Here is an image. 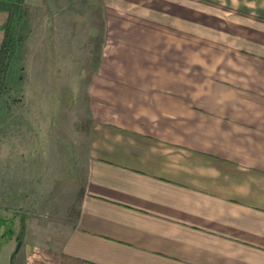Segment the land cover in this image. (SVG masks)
<instances>
[{
  "label": "crops",
  "instance_id": "obj_1",
  "mask_svg": "<svg viewBox=\"0 0 264 264\" xmlns=\"http://www.w3.org/2000/svg\"><path fill=\"white\" fill-rule=\"evenodd\" d=\"M198 1L227 11L184 8L150 35L155 66L97 90L93 74L75 223L27 264H264V0ZM121 35L115 54L148 46Z\"/></svg>",
  "mask_w": 264,
  "mask_h": 264
},
{
  "label": "rangeland",
  "instance_id": "obj_2",
  "mask_svg": "<svg viewBox=\"0 0 264 264\" xmlns=\"http://www.w3.org/2000/svg\"><path fill=\"white\" fill-rule=\"evenodd\" d=\"M164 2L156 11L157 0H0V264L60 249L75 223L93 74L97 90L128 66H155L140 62L155 49L150 35L172 34L182 22L167 19L184 8L218 18L227 11L216 1L211 8L193 1V11ZM132 30H142L148 46L115 54Z\"/></svg>",
  "mask_w": 264,
  "mask_h": 264
},
{
  "label": "water",
  "instance_id": "obj_3",
  "mask_svg": "<svg viewBox=\"0 0 264 264\" xmlns=\"http://www.w3.org/2000/svg\"><path fill=\"white\" fill-rule=\"evenodd\" d=\"M21 241H19V243H18V245H17V248H16V251L19 249V247H20V245H21V243H20ZM13 257H14V254L12 255V257H11V259H12V262H13Z\"/></svg>",
  "mask_w": 264,
  "mask_h": 264
},
{
  "label": "trees",
  "instance_id": "obj_4",
  "mask_svg": "<svg viewBox=\"0 0 264 264\" xmlns=\"http://www.w3.org/2000/svg\"><path fill=\"white\" fill-rule=\"evenodd\" d=\"M3 223V221H1V219H0V224H2Z\"/></svg>",
  "mask_w": 264,
  "mask_h": 264
}]
</instances>
